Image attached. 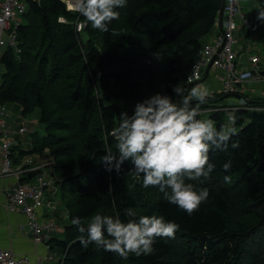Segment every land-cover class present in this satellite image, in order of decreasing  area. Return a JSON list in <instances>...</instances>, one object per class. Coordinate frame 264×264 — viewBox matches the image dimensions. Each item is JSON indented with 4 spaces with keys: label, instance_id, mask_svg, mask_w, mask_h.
I'll list each match as a JSON object with an SVG mask.
<instances>
[{
    "label": "trees",
    "instance_id": "1",
    "mask_svg": "<svg viewBox=\"0 0 264 264\" xmlns=\"http://www.w3.org/2000/svg\"><path fill=\"white\" fill-rule=\"evenodd\" d=\"M258 2L264 10V0ZM222 4L127 0L116 9L119 19L103 33L90 24L77 31L76 19L84 18L69 11L64 0L28 1L17 29L22 52L17 56L7 48L1 57L0 104L16 103L23 113L40 109L47 133L34 139L31 149L16 145L13 151L50 157L69 218L64 238L48 240L62 251L58 264H264V99L250 102L240 95L245 103L230 105L221 102L228 93L215 91L200 105L201 114L210 111L217 129L226 127L227 111L234 113L236 135L227 151H210L215 168L209 179L186 181L210 192L192 215L169 203L157 187L144 188L142 175L130 171V163L119 173L106 171L101 163L108 150L116 153L110 133L121 112L131 114L137 102L155 93L172 96L173 86L187 95L207 77L187 82ZM62 16L67 22H58ZM262 63L264 73V57ZM236 141L239 147L233 149ZM229 160L232 167L225 172L222 165ZM225 175L231 176L230 183ZM129 208L137 217L156 215L176 222L175 238H157L152 253L130 254L126 260L95 244L80 245L73 217L87 227L97 213L123 220Z\"/></svg>",
    "mask_w": 264,
    "mask_h": 264
},
{
    "label": "clouds",
    "instance_id": "2",
    "mask_svg": "<svg viewBox=\"0 0 264 264\" xmlns=\"http://www.w3.org/2000/svg\"><path fill=\"white\" fill-rule=\"evenodd\" d=\"M126 4L127 0H73L72 8L93 30L108 33L109 26L120 17L116 9ZM258 12L257 20L264 23V10ZM58 22L65 23V20L59 17ZM87 24L78 23L77 31H82ZM249 79H253L251 72L245 71L239 76L241 81ZM172 93V96L155 93L137 102L131 114L121 112L119 125L110 133L116 141V153L108 150L101 157V163L106 171L116 173L125 162L130 163V171L138 177L142 175L144 188L157 187L169 203L192 215L210 192L206 187L198 188L186 181L209 179L215 168L210 162V151H227L236 129L224 126L217 129L212 119H197L201 115L200 105L206 103L210 95L203 85L196 84L187 95L185 89L173 86ZM175 97H180L179 103L174 102ZM230 120L234 125L235 118ZM231 147L238 148L239 142H233ZM222 167L229 172L231 160ZM224 181L230 183L231 176L225 175ZM71 224L81 233L77 239L83 248L95 244L125 260L130 254L152 253L157 238L174 239L180 227L163 216L137 217L131 208L125 212L123 220L119 215L97 213L90 218L87 227L82 225L80 217H73ZM84 233H87L86 238Z\"/></svg>",
    "mask_w": 264,
    "mask_h": 264
},
{
    "label": "built area",
    "instance_id": "3",
    "mask_svg": "<svg viewBox=\"0 0 264 264\" xmlns=\"http://www.w3.org/2000/svg\"><path fill=\"white\" fill-rule=\"evenodd\" d=\"M28 1L0 0V84L3 74L2 55L7 48L13 49L17 56L22 52L18 43L17 29L22 22V17L27 12ZM64 2L69 11L78 13L72 8L73 0H64ZM224 15L225 21L222 29L212 38L206 40L199 49L187 82L196 83L202 80L204 76L209 75V73L220 70L222 74L218 78L222 82L221 91L228 94H240L243 93L241 86H244L245 82H264L263 63L258 55L250 54L248 55L250 68L240 70L237 65L238 54L235 50L237 40L234 37V31L238 26L235 17L239 16L248 23L246 15L243 12L241 0H227ZM63 18L67 22L66 18ZM78 23L87 24V21L78 17L75 21L76 27ZM245 71L251 72L253 79L246 81L239 80V76ZM189 77H192V79L189 80ZM8 105L4 103L0 104V161L2 165L0 176L15 175L19 177L23 173H29L35 169H40L43 173V168L49 166L51 162L47 161L44 163L39 161L37 165L29 169L20 166L17 169H13L12 158L14 155L19 154V152L13 151V149L16 145L20 146V143L16 144L15 138L18 136L23 137L27 134L34 135L37 130L35 127L21 123L17 130H13L15 136H9L6 119L9 116ZM42 173L37 176V181L34 183L28 181L19 182L14 187L6 207L11 212L22 211L28 218V225L32 230L35 241L38 243H48L52 233L59 225L55 218L40 221L37 214V209L44 206L45 191L51 184L42 177ZM28 262L29 257L27 255L20 256L12 249L0 248V264H26Z\"/></svg>",
    "mask_w": 264,
    "mask_h": 264
},
{
    "label": "crops",
    "instance_id": "4",
    "mask_svg": "<svg viewBox=\"0 0 264 264\" xmlns=\"http://www.w3.org/2000/svg\"><path fill=\"white\" fill-rule=\"evenodd\" d=\"M224 21H225V15L223 17V25H224ZM251 27L252 25L250 24V31L248 38L251 37ZM220 30H221V26L219 25L218 22L214 31L209 35V37L206 40L212 38ZM244 46L236 50L238 54L237 65L240 70L250 68V61L248 59V55L250 54L258 55L256 53H252L249 50L250 48L247 49L246 48L247 44H244ZM262 61H263V57H262ZM221 74L222 72L220 71V74L217 75H221ZM216 78L221 82L218 76ZM212 88L213 91L210 94H212L215 91L217 92L221 91V88H219L217 83L215 85L213 83ZM241 89L243 93L234 94V95L229 94L221 102L230 105L238 104L239 99H241L242 102H245V100L242 99L240 95L245 96V98H247L249 101L251 100L250 102H255V101L259 102L261 99H264V88L258 85V83H255L254 81L245 82L244 86H241ZM16 152H19V149L16 150ZM1 168L2 165L0 161V173H1ZM50 172H51V168L48 169V173ZM25 177H28V174L25 176H23L22 174L19 177L15 175L0 176V248L12 249L20 256L27 255L29 257V262L26 264H39V263L58 264L62 256V251L60 247L57 246L55 243L49 246V242L48 243L36 242L33 237L34 235L32 233V230L28 225L27 216L22 211L18 210L11 212L6 207L10 199V196L13 193L14 187L21 181H28V179H24ZM51 177H52L51 185H49L45 191L46 195L44 200L45 202L44 206L37 209V214L39 216L40 221H43L44 219H48V218H55L57 220V218L60 215L64 217L65 216L68 217V211L64 212L63 214H61L60 212L61 210L59 211V207H58L59 205L56 203L55 200V195L57 191L56 178L53 175ZM56 237L60 239L64 237V227H61L59 225L58 228L52 233L50 240H53V238Z\"/></svg>",
    "mask_w": 264,
    "mask_h": 264
},
{
    "label": "rangeland",
    "instance_id": "5",
    "mask_svg": "<svg viewBox=\"0 0 264 264\" xmlns=\"http://www.w3.org/2000/svg\"><path fill=\"white\" fill-rule=\"evenodd\" d=\"M241 4L243 6V12L246 15V19L248 20V23L244 21V19H241L239 16L235 17V21L237 23V30L234 31V37L237 40V43L235 45V50L238 48H241L244 46V44H247V49L252 53L258 54L260 56L261 60L262 57H264V23H261L257 20V16L259 14L258 11L263 10L258 0H241ZM23 21V17H22ZM250 24L251 27V37L248 38L249 31H250ZM253 27H255V30H253ZM215 34V33H214ZM245 47V46H244ZM215 72V73H214ZM214 72L209 73L205 79H203L199 84L203 85L205 88H207L208 92L211 93L213 91L212 85L217 83L219 88L222 89L221 82L216 78L217 74H220V70H215ZM222 72V71H221ZM255 83H258V85L262 86L264 88V82L263 81H257ZM253 88V87H252ZM251 88V89H252ZM218 90V89H215ZM231 99V98H230ZM238 103L243 104L242 100L239 99ZM8 112L9 116L6 117L7 119V130L9 133V136L14 137L13 130H17L19 125L21 123H25L31 127H35L37 132L34 135H25L23 137H16V143H20V148L23 150H29L33 146V140L36 138L43 137L47 132L45 129V125L40 121V109L36 108L33 111L29 113H23L22 108L14 103L8 105ZM210 111H204L201 114L202 119H210ZM224 120L226 123V127H232L233 124L231 123L230 118L234 116V113L227 111L224 115ZM17 160V161H16ZM50 160V157L47 153H26L22 154L20 156L14 155L12 158L13 161V169H17L19 166L24 168H32L33 165H37L39 161L46 163ZM51 166H47L43 168L42 177L51 183L52 175L48 173V169H50ZM28 173H23V176L27 175ZM37 177H33L32 179H28V182L34 183L36 182ZM51 185V184H50ZM56 195L55 200L56 203L59 205V211L61 214L64 212H67L65 201L62 197L60 186L56 184ZM60 215V214H59ZM69 222L68 217H64L60 215L57 218V223L61 227H64L65 224ZM64 238V237H63Z\"/></svg>",
    "mask_w": 264,
    "mask_h": 264
},
{
    "label": "water",
    "instance_id": "6",
    "mask_svg": "<svg viewBox=\"0 0 264 264\" xmlns=\"http://www.w3.org/2000/svg\"><path fill=\"white\" fill-rule=\"evenodd\" d=\"M225 2L226 0H223V4H222V8H221V12H220V15H219V19H218V22H219V25L221 26V29H222V25H223V17H224V9H225ZM42 173V171L40 169H35V170H32L28 173V178L29 179H32L33 177H37L38 175H40Z\"/></svg>",
    "mask_w": 264,
    "mask_h": 264
}]
</instances>
